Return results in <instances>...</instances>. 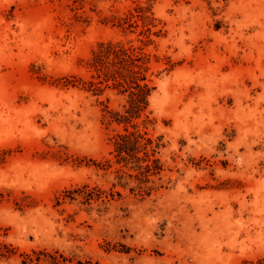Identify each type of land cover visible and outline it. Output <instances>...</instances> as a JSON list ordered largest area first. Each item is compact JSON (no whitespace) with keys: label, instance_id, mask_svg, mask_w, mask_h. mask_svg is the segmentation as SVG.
<instances>
[{"label":"rangeland","instance_id":"374dc122","mask_svg":"<svg viewBox=\"0 0 264 264\" xmlns=\"http://www.w3.org/2000/svg\"><path fill=\"white\" fill-rule=\"evenodd\" d=\"M143 7L164 30L150 108L167 185L112 195L94 162L126 94L88 89V65L138 36L121 21ZM0 240V264H264V0H0Z\"/></svg>","mask_w":264,"mask_h":264},{"label":"trees","instance_id":"16d2710c","mask_svg":"<svg viewBox=\"0 0 264 264\" xmlns=\"http://www.w3.org/2000/svg\"><path fill=\"white\" fill-rule=\"evenodd\" d=\"M121 25L125 33L136 32L139 25L142 28L136 38L127 41H99L88 65L93 77L88 89L101 94L107 87H113L126 94L122 109L106 105L105 119L108 124H115L110 136V156L94 163L98 169L114 174L112 195L122 194L116 189L120 185L132 193L147 196L167 185L162 157L167 142L164 133H156L158 118L150 108L156 85L150 77L153 53L149 46L164 30L151 8L146 7L122 17ZM14 251L10 243L0 240V256H11ZM22 255V263H35L31 253Z\"/></svg>","mask_w":264,"mask_h":264}]
</instances>
